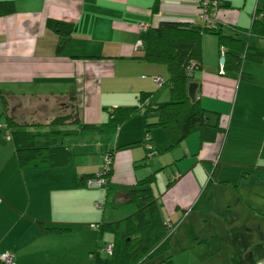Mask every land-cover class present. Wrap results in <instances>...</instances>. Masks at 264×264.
Returning a JSON list of instances; mask_svg holds the SVG:
<instances>
[{
	"label": "crops",
	"instance_id": "0c3cea01",
	"mask_svg": "<svg viewBox=\"0 0 264 264\" xmlns=\"http://www.w3.org/2000/svg\"><path fill=\"white\" fill-rule=\"evenodd\" d=\"M216 1L230 5L219 6ZM13 2L12 12L0 9V92L21 101L26 114L49 121L70 96L81 121L89 124L107 121L115 107L141 104L143 93L151 94L152 107L113 131L69 136L65 144L73 154L64 165L23 168L14 142L1 133L0 254L11 253L14 264H93L91 251L103 238L98 224L127 217L121 210L126 208L107 204V186H87L101 172L105 153L113 151L107 185L118 194L156 174L152 187L162 214L179 229L170 240L173 264H205L207 259L214 264L261 262L264 60L245 59L243 77L242 71L225 69L220 61L224 47L214 34H204L201 65L189 83L198 84L197 99L209 111L210 123H219L225 132L203 142L197 130L169 149L161 126L147 132V121L158 120L156 108L171 98L169 71L165 64L143 58L137 43L145 29L170 16L211 23L229 32H234L233 25L250 29L257 13L264 20V0ZM206 4L207 21L202 17ZM59 23L71 33L64 42ZM250 41L264 47V40ZM148 143L156 149L154 154ZM84 176L90 177L83 183ZM210 179L215 204L204 210L199 199ZM41 222L68 223L71 229L44 232ZM196 224H210L205 237L193 230ZM190 249L200 254L190 259Z\"/></svg>",
	"mask_w": 264,
	"mask_h": 264
},
{
	"label": "trees",
	"instance_id": "16d2710c",
	"mask_svg": "<svg viewBox=\"0 0 264 264\" xmlns=\"http://www.w3.org/2000/svg\"><path fill=\"white\" fill-rule=\"evenodd\" d=\"M219 6H229V3ZM217 4V5H218ZM2 13L14 10L13 0L2 1ZM62 42L70 37V31L64 30L59 23ZM234 32L211 23H197L189 18L170 16L158 25H151L142 35L143 58L151 62L163 63L169 71L168 82L171 86V98L159 105L157 122L147 121V132L155 125L161 126L169 140V149L179 145L194 131H201L202 141H213L225 132L219 123L209 121V111L197 99L188 95L189 79L201 65L202 40L206 33L214 34L220 46L225 49V69L242 71L245 59L264 60V47L252 44L250 38L264 40V20L257 13L250 29L232 26ZM191 67V71L189 68ZM246 73L242 71L244 77ZM0 134L6 132L15 144V150L23 168H41L67 164L72 151L65 139L76 133L115 130L130 116L152 107L150 93L141 95L139 105L118 106L109 113L107 121L100 124L83 123L74 96L63 102L61 110L51 119L45 120L35 114L24 112L21 101L0 92ZM159 151V149H158ZM156 149L153 150L154 154ZM113 168V166H112ZM108 173V179L112 174ZM90 176H84L82 182ZM156 174L152 173L140 180L124 194H118L107 183V204L112 207L126 208L132 211L127 217L109 222H100L99 236L113 234V251L104 250L99 245L91 251L93 264H173L171 249L172 224L165 220L152 184ZM84 183V182H83ZM204 210L215 204V192L211 179L200 199ZM44 232H63L71 229V224L46 225L41 222Z\"/></svg>",
	"mask_w": 264,
	"mask_h": 264
},
{
	"label": "built area",
	"instance_id": "2783aa9c",
	"mask_svg": "<svg viewBox=\"0 0 264 264\" xmlns=\"http://www.w3.org/2000/svg\"><path fill=\"white\" fill-rule=\"evenodd\" d=\"M215 4H218V1L215 2ZM207 8H208V4H206L203 7V13H202V17L203 19H205L206 21L208 20L207 17ZM147 30V29H145ZM143 46V40H139V42L137 43V47L141 48ZM189 71H191V67L189 68ZM159 83L162 84V80L159 79L158 80ZM148 148L151 149L150 154H152V150H153V146L152 144L148 143ZM113 160H114V152L113 151H108L105 153L104 157H103V167L101 172L99 173V175H97L96 177L90 178L87 181V186L89 188H97V187H101L104 186L107 181H108V173L111 170L112 166H113ZM168 223H170L168 221ZM105 251H107L108 253H111L113 251V244L112 243H108L105 248ZM0 264H14L13 261V255L9 252L6 253H1L0 254ZM260 264H264V259L260 262Z\"/></svg>",
	"mask_w": 264,
	"mask_h": 264
},
{
	"label": "rangeland",
	"instance_id": "374dc122",
	"mask_svg": "<svg viewBox=\"0 0 264 264\" xmlns=\"http://www.w3.org/2000/svg\"><path fill=\"white\" fill-rule=\"evenodd\" d=\"M1 112V111H0ZM50 120H51V118H50ZM4 131H2V133H3ZM122 211H124V212H127L126 214H127V216L128 215H130L131 213H132V211L131 210H128V209H121ZM125 214V215H126ZM126 217V216H125ZM204 222V221H203ZM204 223H207V222H204ZM176 225V227H173L171 230L173 231V232H176V233H179V232H177L176 230L178 229V225L177 224H175ZM193 230L194 231H198V233L200 232L201 234V236L202 237H205V234L207 233L206 232V230H208L209 228H210V224H196V225H193ZM179 230V229H178ZM211 235V234H210ZM113 240V234H111V233H106L104 236H103V238L101 239V241H100V244L101 245H107L110 241H112ZM203 248H205V250H207V252L208 253H210V249L209 248H207V247H203ZM172 251L173 252H175V250L172 248ZM190 252L191 253H189V257H190V259L192 258V256L194 255V256H197L198 254H200L199 253V251L197 250V249H195V250H191L190 249ZM178 258H180V257H178ZM208 258H210V256L208 255ZM236 262V261H235ZM202 263H205V264H214L215 263V260H210V259H207L205 262H202ZM257 263L258 264H260V262H259V260L257 261ZM192 264H194V262L192 261Z\"/></svg>",
	"mask_w": 264,
	"mask_h": 264
},
{
	"label": "water",
	"instance_id": "95a60500",
	"mask_svg": "<svg viewBox=\"0 0 264 264\" xmlns=\"http://www.w3.org/2000/svg\"><path fill=\"white\" fill-rule=\"evenodd\" d=\"M225 55H222L220 61L221 63H225ZM197 87H198V84L195 83V82H192V83H189L188 85V95L190 96V98L193 100V101H196L197 100Z\"/></svg>",
	"mask_w": 264,
	"mask_h": 264
}]
</instances>
